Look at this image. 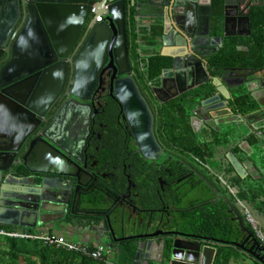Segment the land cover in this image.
Masks as SVG:
<instances>
[{
    "label": "flooded vegetation",
    "instance_id": "flooded-vegetation-1",
    "mask_svg": "<svg viewBox=\"0 0 264 264\" xmlns=\"http://www.w3.org/2000/svg\"><path fill=\"white\" fill-rule=\"evenodd\" d=\"M116 1L124 4L127 49L120 68L110 38L88 79L75 80L72 67L56 61L50 70L34 63L29 69L40 68L30 75L2 81L11 84L0 88V130L11 137L8 145L22 143L13 162L25 156L28 167L51 169V149L35 139L42 134L78 167L71 177L12 166L29 187L23 206L42 210L41 229L22 230L104 243L114 255L133 247L132 264H169L173 232L235 242L221 238L219 227L238 225L235 214L256 207L250 191L264 188V59L246 45L255 42L250 14L264 0ZM34 5L19 0L13 33L0 38V69ZM15 15L16 1L0 0V18ZM92 18L72 45L76 53ZM74 22L58 26L72 30ZM61 40L66 51L69 40ZM6 106L28 124L22 140L18 114ZM207 223L215 234L203 232Z\"/></svg>",
    "mask_w": 264,
    "mask_h": 264
},
{
    "label": "water",
    "instance_id": "water-1",
    "mask_svg": "<svg viewBox=\"0 0 264 264\" xmlns=\"http://www.w3.org/2000/svg\"><path fill=\"white\" fill-rule=\"evenodd\" d=\"M15 1V17L8 21L0 18V38L9 37L13 33L18 21L19 0ZM26 1H28V4L35 5L32 7L33 10L28 13L29 17L26 25L15 39L13 37L14 41L11 48V55L8 56L10 59L0 69V88L7 87L11 82L18 81L35 72L40 67L31 70L29 69L30 65L40 62H43L41 68L47 67L49 70L55 68L53 63L56 61L63 62L64 66L70 65L72 67L71 75L75 74V80L78 74L80 78L88 79L96 74L101 65V61L105 60V44L106 40L110 38H112V53L113 59L115 60V68H120L119 61L127 62L123 1L22 0V3L25 4ZM107 2L112 4L109 5L108 10H105L104 6ZM93 7L95 11L92 13L91 10ZM89 15H93V27L91 29L89 28L88 39L76 53V51H73L72 45L79 37L84 21ZM99 15L105 16L104 22L97 23L95 21ZM69 19L75 21V26L72 30H66L62 26H58L59 21ZM17 32L18 30L15 31L13 36ZM61 37H66L69 40L68 45L70 48H67L66 51L63 48L65 44L61 40ZM124 73L121 70L118 72L119 75ZM9 77H12L11 82H2L5 78ZM1 95L10 101L12 105L25 110L8 95L4 93H1ZM3 109H5L4 112L10 115L16 116L18 114V112L15 114V108L6 106ZM25 111H29V109ZM18 115L16 117L18 121L16 124V134L22 140L28 124L25 121L19 120V117H22V113ZM7 133L4 130H0V225L21 229H41L43 225L38 223V219L41 218L42 210L35 211L23 206L27 202L24 196L29 194V192L24 191L28 185L22 181V176L13 172V168L20 163L29 173L38 172L54 176L75 177L77 176L78 167L69 161V159L65 158L63 152L72 156L68 150L60 144L50 141V139L42 134H35V139L41 140L51 149L47 150L51 169L30 168L24 162L25 156L13 162L20 151L22 143L16 147L8 145L11 142V137ZM262 151L264 152V148ZM48 190L50 192H56L60 189L57 187H48ZM245 213L247 214L248 211ZM235 217L242 232L240 241L229 242L209 236L197 237L173 232L172 235L176 238L171 243L169 264H212L213 259L220 255V248L228 245L244 251L245 254L256 259L259 264H264V247L260 244L255 233L245 227L242 214L236 213Z\"/></svg>",
    "mask_w": 264,
    "mask_h": 264
},
{
    "label": "trees",
    "instance_id": "trees-1",
    "mask_svg": "<svg viewBox=\"0 0 264 264\" xmlns=\"http://www.w3.org/2000/svg\"><path fill=\"white\" fill-rule=\"evenodd\" d=\"M251 31L252 38L255 41L253 44L246 43L250 47V51L259 54L264 59V7H254L251 12ZM256 190V191H255ZM253 191L252 197L255 200L254 204L261 210L264 209V188H257ZM259 190V191H258ZM248 196L245 191L241 192V200H247ZM244 222V218H243ZM245 225V224H244ZM246 228L253 231L249 224ZM249 226V227H248ZM1 228L14 231L13 227L0 225ZM218 235L221 238L232 239L239 241L242 236L238 225L234 227L225 226L222 224L219 227ZM31 232L32 231H28ZM203 232L216 233L214 227L207 223ZM93 246H89L92 248ZM115 262L112 264H132L133 247L130 251L115 255ZM0 264H109L108 259L97 261L85 255L66 251L62 247L55 245H45L40 240L30 239H14L0 236Z\"/></svg>",
    "mask_w": 264,
    "mask_h": 264
},
{
    "label": "built area",
    "instance_id": "built-area-1",
    "mask_svg": "<svg viewBox=\"0 0 264 264\" xmlns=\"http://www.w3.org/2000/svg\"><path fill=\"white\" fill-rule=\"evenodd\" d=\"M94 11L95 9L93 7L91 12L93 13ZM102 17L103 15L97 16L95 21L97 23H101ZM246 219H247V222L253 227L252 230L255 233L260 244L264 247V240L261 238L260 234L256 231L255 229L256 227H255L253 220L249 216H247ZM0 236L14 238V239L40 240L45 245H55L57 247H62L66 251L76 252V253L85 255L93 260H97V261L105 260L107 258V255H110L111 253V251L108 248L101 246V245L89 248V245L87 244H84L78 241L77 242L66 241L54 235L44 234L41 232L31 233L28 231H18V230L8 231L0 227Z\"/></svg>",
    "mask_w": 264,
    "mask_h": 264
},
{
    "label": "crops",
    "instance_id": "crops-1",
    "mask_svg": "<svg viewBox=\"0 0 264 264\" xmlns=\"http://www.w3.org/2000/svg\"><path fill=\"white\" fill-rule=\"evenodd\" d=\"M241 214H242V217L244 218V224L245 225L249 224L247 222V219H246L247 216H249L253 220L255 227H256L255 228L256 231L260 234L261 238L264 240V209L261 210L260 208L254 207L247 214L245 212H243ZM249 226L251 228H253L250 224H249ZM238 227H239V225H238ZM16 230L25 231V230H22L21 228L20 229L16 228ZM32 233H34V232L32 231ZM37 233H39V231H37ZM240 240H241V238L239 239V241ZM75 242H77V241H75ZM98 245H101V244H95V245H89V246L94 247V246H98ZM108 263L112 264L109 261V259H108ZM212 264H259V263L253 257L245 254L244 251H242L236 247L228 245L226 247L220 248V255L213 259Z\"/></svg>",
    "mask_w": 264,
    "mask_h": 264
},
{
    "label": "rangeland",
    "instance_id": "rangeland-1",
    "mask_svg": "<svg viewBox=\"0 0 264 264\" xmlns=\"http://www.w3.org/2000/svg\"><path fill=\"white\" fill-rule=\"evenodd\" d=\"M34 233H37L35 231H33ZM102 246L106 247L104 243L101 244ZM115 255L110 253V255H107V259H109V261L112 263V262H115Z\"/></svg>",
    "mask_w": 264,
    "mask_h": 264
}]
</instances>
